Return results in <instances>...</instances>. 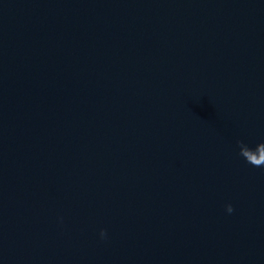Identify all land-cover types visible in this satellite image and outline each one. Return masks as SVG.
<instances>
[{
    "label": "water",
    "instance_id": "water-1",
    "mask_svg": "<svg viewBox=\"0 0 264 264\" xmlns=\"http://www.w3.org/2000/svg\"><path fill=\"white\" fill-rule=\"evenodd\" d=\"M239 140L264 0H0V264H264Z\"/></svg>",
    "mask_w": 264,
    "mask_h": 264
},
{
    "label": "clouds",
    "instance_id": "clouds-1",
    "mask_svg": "<svg viewBox=\"0 0 264 264\" xmlns=\"http://www.w3.org/2000/svg\"><path fill=\"white\" fill-rule=\"evenodd\" d=\"M239 146V155L242 156L248 164H251L256 168H264V141H261L255 148L250 147L243 140L237 141ZM234 207L231 203L226 206V211L231 214L234 211ZM62 221L63 218L61 217ZM100 238L107 239V229H101L99 233Z\"/></svg>",
    "mask_w": 264,
    "mask_h": 264
}]
</instances>
